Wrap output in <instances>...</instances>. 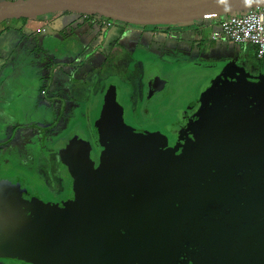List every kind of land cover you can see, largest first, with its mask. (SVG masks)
I'll return each mask as SVG.
<instances>
[{"label": "water", "instance_id": "1", "mask_svg": "<svg viewBox=\"0 0 264 264\" xmlns=\"http://www.w3.org/2000/svg\"><path fill=\"white\" fill-rule=\"evenodd\" d=\"M261 6L264 0H15L0 2V24L72 12L167 26ZM189 68L194 77L187 69L178 83L193 95L181 96L171 119L153 130L128 122L109 82L87 127L96 162L75 175L67 197L0 199V259L264 264V77L223 64ZM166 84L151 79L149 95Z\"/></svg>", "mask_w": 264, "mask_h": 264}, {"label": "rangeland", "instance_id": "2", "mask_svg": "<svg viewBox=\"0 0 264 264\" xmlns=\"http://www.w3.org/2000/svg\"><path fill=\"white\" fill-rule=\"evenodd\" d=\"M225 17L157 26V30H163L160 35L151 32L155 29L153 26L129 25L127 28L133 29V33H126L133 40L128 39L125 30L121 29L125 24L111 21V26L105 29L99 22L94 23L95 18H99L95 17L91 24H82H94V27L88 29L89 33L91 31L89 37L88 34L85 36L88 39H82L87 41L81 52L78 50L81 44L74 38L70 37L62 43L59 36L65 26L84 21L80 14L55 13L32 20H7L1 23L0 137H3L0 139V175H17L22 178L18 182L26 185L31 192L40 191L49 199L63 193L65 185L84 171L75 166L86 164L85 168H91L96 162L93 147L83 137V148L78 151H81L79 156L82 161L73 164L75 148L82 143H78V138H72L74 135L70 132L83 136V129L90 126L86 115L96 117L99 101L91 100L100 91L105 79L113 76L114 80L108 81L114 85H120L123 80L135 88L132 78L140 72L139 66L144 60V67L146 65L145 69L148 68L146 75L161 72L160 67L152 65L151 60L178 64L168 76L167 90L175 94L182 91L178 87L180 73L189 69L190 77H194L190 66L185 64L212 66L220 63L242 70L252 77L264 74V58L258 60L251 46L236 48L230 41L211 38L218 28V22ZM167 30L173 32L170 37L173 34L175 37L168 38ZM140 31L144 32L141 40L137 41ZM136 42L139 44L137 47ZM57 43H60V48L55 47ZM94 48L97 52L92 54L90 50ZM77 66L81 69H77ZM51 77H55V80H50ZM131 90L134 94L137 91ZM50 93L64 96L68 98L70 107L76 106L57 110L60 104H43L41 100L50 98ZM88 98L89 104L81 103ZM163 101L166 104L162 106L126 109L128 122L142 131L161 126L171 119L170 113L176 107L170 106L169 99Z\"/></svg>", "mask_w": 264, "mask_h": 264}, {"label": "flooded vegetation", "instance_id": "3", "mask_svg": "<svg viewBox=\"0 0 264 264\" xmlns=\"http://www.w3.org/2000/svg\"><path fill=\"white\" fill-rule=\"evenodd\" d=\"M81 16H82L83 19H89V18L98 17V16H92V17H90V16H86V15H81ZM99 18H102V17H99ZM95 20H96V18H95ZM125 25L126 26L123 25L124 27H121V29H124L125 30V34L127 35V33H126L127 31L129 32L128 34L133 33V29H130V27L127 28L129 26L128 24H125ZM146 27H149V26H146ZM153 27H155V29L153 31H151L152 33L154 32L155 34H158V35H160L162 33L163 30H157L158 29L157 26H153ZM105 29H107V28H105ZM144 31H142V32L140 31V39L137 38L138 39L137 41L141 40V36H142L141 34ZM186 32H190V30H188ZM166 33L169 36L168 38L175 37V36H173L174 34L172 35V37H170L173 32L171 33V31H169V30H167ZM127 36H128V39L133 40V38L132 37H129V35H127ZM73 37H74L75 40H77L76 39L77 37H75V35ZM60 43H57V45H55V47L60 48L61 47ZM87 44L89 45V43H87ZM138 45L139 44H137V42H136V45L135 46L137 47ZM81 48L82 47H80V49H78L79 52H81L82 50L85 49V47L83 49H81ZM90 51H91L92 54H95L97 52V51L95 52V48L92 49V50H90ZM145 61L146 60H144L142 62V65L139 66V71L140 72L135 77L133 76V78H132V81L136 85L135 88H133V86H130V84L128 83V81H125L124 82L122 80V82H121L120 85L116 84V87H117V90H118V94L120 96V103L123 106V108L125 109V111H126V109L129 111V110L134 109V108H143V106L144 107H149V108L155 107L156 105L162 106L163 104H166V102L163 101V100H166V99H169L170 100V103H169L170 106L171 105L176 106L174 108L177 109L178 108V105L180 103L183 104V99H182L181 96L188 94L186 96V97H188V96H192L193 95L192 94L191 85H189V84H187V86H186V85H183L182 83L181 84L178 83V87L179 88H184L185 89V91H184V93L182 95H181V93H178V92L175 94L170 89L167 90L168 87H169V77L168 76H169L170 72L174 68L178 67V64H175V63L168 64L166 62L163 63V62H161L162 60H159V61L158 60L157 61L151 60L150 62L153 61L152 62V65H156L158 68L160 67L161 72L160 73H158V71L157 72H149L146 75V73H147L146 69H148V68L145 69L146 65L144 67ZM146 63H148V61ZM217 64H220V63H217ZM185 65L190 66L189 64H185ZM191 65H199V64H191ZM164 71H167V73H165ZM112 77H108L107 79L104 80V82L102 83V85L100 87V91L98 92V95L99 96H101L103 94V92L106 90V88L110 84L109 83L110 81H108V80H110V79L112 81L114 80V79H112ZM156 77L157 78L159 77V78L165 80L167 82V84L162 89H160L157 92H154L153 94L149 95L148 89H147L148 82L151 79H154ZM131 89H137L136 93L134 94L133 93L134 91H132ZM155 89L157 90V88H155ZM130 95L132 97L131 99H129L130 98ZM121 96H122V100H121ZM171 109H173V108H171ZM128 116L129 115L126 113V117L127 118H128ZM92 119H94V118L89 117L88 121L91 123L92 122ZM0 122H1V119H0ZM83 127L86 128L85 127V124L83 125ZM70 134H73L74 135L73 137H72V135L70 137L75 138V139L78 138L79 139V142L78 143H80V144L82 143L81 138H83V137L89 141L87 128L86 129H83V136L81 134L80 135H78L76 133L74 134L72 131L70 132ZM2 137L3 136H1L0 139ZM3 139H5V138H3ZM3 139H2V141H3ZM77 140H75V141H77ZM67 141H70V139L67 140ZM75 141H73V142L75 143ZM0 146H1V144H0ZM78 146H80V145H77V148H75L76 150H75L74 153L76 155L75 156V159L79 162L80 160L82 161V157L79 156L81 154V151L80 152H78V151L83 148V143H82V145L80 147H78ZM85 165H82L80 167L75 166L74 168H85ZM18 180L20 182V180H22V178L21 177H18L17 175H15V176H12V175H9V174H7V176H4L3 174L0 175V199L1 200L12 196V197L19 198V200H23L24 202H30V201L36 199L38 201H42L43 203H47V204L48 203H53L55 200H62L64 198H66L67 195L69 194V191L71 189V184H72V182H70V183L68 182L65 185V187H64L63 193H61V194H59V195H57V196L52 197V198L49 199L48 197H46V195H44L40 191H38L37 193L35 191L34 192L33 191L31 192L30 189L27 188L26 185H23L22 183H19ZM0 264H16V263H13V262H10V261H6V260H3V259H0Z\"/></svg>", "mask_w": 264, "mask_h": 264}, {"label": "built area", "instance_id": "4", "mask_svg": "<svg viewBox=\"0 0 264 264\" xmlns=\"http://www.w3.org/2000/svg\"><path fill=\"white\" fill-rule=\"evenodd\" d=\"M109 28V20L96 19L94 23ZM212 39H225L232 42L236 48L244 45L254 49L255 57L264 58V6L249 9L241 14L226 16L219 22L217 30L213 31Z\"/></svg>", "mask_w": 264, "mask_h": 264}, {"label": "crops", "instance_id": "5", "mask_svg": "<svg viewBox=\"0 0 264 264\" xmlns=\"http://www.w3.org/2000/svg\"><path fill=\"white\" fill-rule=\"evenodd\" d=\"M223 20V19H222ZM222 20H220V21H222ZM219 21V22H220ZM219 22H218V24H219ZM80 22H78V23H71V24H69V25H67V26H65L64 27V29H62L61 30V33L62 32H65V33H71V32H73L74 33V35H76V39L78 40L77 41V43L80 45L81 44V46L82 47H84L83 46V44H85V41H87V40H85V41H83L82 39H88V38H85V36L88 34V37H89V35H91V31H90V33H89V31H88V29L90 28L89 26H77V24H79ZM75 27L77 28L76 30H74L75 29ZM74 30V31H73ZM186 31H188V30H186ZM191 31V30H190ZM77 32V33H76ZM61 33H59V36H60V38L62 37V35H61ZM83 41V42H82ZM80 46V47H81ZM95 52H96V50H95ZM80 59V58H79ZM78 68L77 69H81V68H79V66H77ZM239 71H241V72H244V71H242V70H239ZM245 73V72H244ZM252 77V76H251ZM257 77H264V74H261V75H259V76H257ZM50 80H55V77H51L50 78ZM53 84H54V82H53ZM51 89H52V86H51ZM50 95H51V97L49 98H46V99H44V100H41L42 101V103L44 104V102L46 103V105H49V106H52V105H54V104H60L61 106H59L58 108H57V110H65V109H71V108H73L74 106H76V105H74V106H71L70 107V102H69V100H68V98H66V97H64V96H61V95H59V94H54V93H50ZM99 95H98V93H95L94 94V96H93V98H92V100H91V102L93 101V100H96V101H99L98 102V105H99V103H100V99H101V96L100 97H98ZM47 97V96H46ZM89 99L90 98H88V99H85L84 101H81V103H83V104H86V103H88L89 102ZM97 99H99V100H97ZM90 102V103H91ZM76 103V102H75ZM89 104V103H88ZM95 108V107H94ZM86 117H90V116H88V115H86ZM5 139H7V138H5Z\"/></svg>", "mask_w": 264, "mask_h": 264}, {"label": "trees", "instance_id": "6", "mask_svg": "<svg viewBox=\"0 0 264 264\" xmlns=\"http://www.w3.org/2000/svg\"><path fill=\"white\" fill-rule=\"evenodd\" d=\"M94 16H98V15H94ZM91 17V16H90ZM98 17H100V16H98ZM41 18V17H40ZM93 18H89V19H84V21L82 22H80L79 24H77V26H82V24L84 25L85 23H89V24H91L92 23V20ZM24 20H29V19H24ZM32 20V19H31ZM110 22H111V20H109ZM86 26H89V27H94V24H92V25H86ZM43 28V27H42ZM77 28L75 27V29L74 30H76ZM4 30H6V29H2V31H4ZM73 30V31H74ZM61 35H62V38H61V42L63 43V41H65V40H68L70 37L71 38H74L73 36H74V33L72 32V33H69V34H67V33H65V32H62L61 33ZM211 36H212V34H211ZM75 37H76V35H75ZM77 41V40H76ZM37 51V50H36ZM77 54H79V53H77Z\"/></svg>", "mask_w": 264, "mask_h": 264}]
</instances>
